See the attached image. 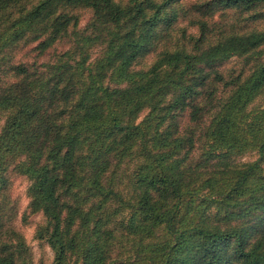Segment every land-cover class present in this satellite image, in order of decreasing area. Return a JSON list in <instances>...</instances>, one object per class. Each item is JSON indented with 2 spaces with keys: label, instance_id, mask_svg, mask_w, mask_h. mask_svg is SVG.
Masks as SVG:
<instances>
[{
  "label": "trees",
  "instance_id": "1",
  "mask_svg": "<svg viewBox=\"0 0 264 264\" xmlns=\"http://www.w3.org/2000/svg\"><path fill=\"white\" fill-rule=\"evenodd\" d=\"M175 1L0 0V188L9 167L30 181L50 264H264V107L249 108L264 91V28L209 22L264 0L196 3L198 36L135 68ZM79 8L92 11L83 29ZM66 37L52 61L13 58L22 43L45 51ZM233 57L253 64L219 96L214 68ZM185 110L196 125L182 130ZM249 152L259 157L231 160ZM4 221L0 199V264H27L25 238Z\"/></svg>",
  "mask_w": 264,
  "mask_h": 264
},
{
  "label": "rangeland",
  "instance_id": "2",
  "mask_svg": "<svg viewBox=\"0 0 264 264\" xmlns=\"http://www.w3.org/2000/svg\"><path fill=\"white\" fill-rule=\"evenodd\" d=\"M34 1V0H33ZM204 0H177L172 3L168 11L177 13L173 17V22L167 26L166 22H161V31L159 45L155 51L148 53L141 58L134 66L137 69L148 68L156 59L158 54L165 49H174L190 41L192 36H198V25L191 24L190 18L192 12L190 11L196 3ZM190 9V10H189ZM79 16V29L85 28L92 18V11L88 8H79L74 11ZM165 21V20H164ZM216 25L218 29L221 27L236 32H243L250 29L264 28V8L257 7L254 10L241 12L239 10H225L216 13L209 19ZM211 36L214 38L217 31L211 30ZM215 35V36H214ZM37 42L22 43L12 52L15 61L24 63H37L42 64L54 60V58L61 52L71 48L72 42L66 37L57 42L51 48L45 51L36 49ZM100 47L96 46L92 50V58L98 56ZM252 62L246 61L245 57H233L214 68L212 76L217 72L222 74L225 81H220L217 88V95L226 96L233 87L230 80L239 74H247L252 66ZM213 78V77H212ZM226 81L228 83H226ZM264 107V91L256 97L250 104L251 108ZM147 113L144 111L140 119ZM7 114L0 113V131L5 122ZM177 121L180 128L185 130L188 126L196 125L190 120L188 111L185 110L177 116ZM202 127V125H201ZM198 138V134H196ZM202 143L198 139L197 148L195 149L194 158L199 156V146ZM259 157L257 152H249L240 156H232L231 160L236 163H243L255 160ZM264 166V158L262 161ZM6 184L0 188V199L5 205V221L6 227L14 228L21 233L29 247L27 251L30 253L29 262L27 264H50L53 259V252L48 244L37 237L38 228L44 223L45 218L42 213H32L29 208L30 198L27 194V189L30 181L27 177L17 174L11 167L6 171ZM19 264H22L19 261Z\"/></svg>",
  "mask_w": 264,
  "mask_h": 264
}]
</instances>
